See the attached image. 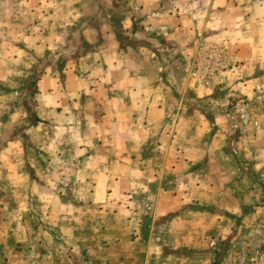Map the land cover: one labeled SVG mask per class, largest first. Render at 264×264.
Returning a JSON list of instances; mask_svg holds the SVG:
<instances>
[{"label": "rangeland", "instance_id": "374dc122", "mask_svg": "<svg viewBox=\"0 0 264 264\" xmlns=\"http://www.w3.org/2000/svg\"><path fill=\"white\" fill-rule=\"evenodd\" d=\"M132 1L0 0V218L8 226L22 222L30 232L26 243L1 246L0 264H50L53 252L60 264L70 256L76 243L58 230L63 204L72 216L78 205L89 208L85 225L93 219L97 228L110 219L124 230L128 222L135 225L131 238L150 242V264H264V0L195 1L194 9L205 14L229 3L230 27L218 24L215 31L231 32L215 38L193 29L182 60L167 26L150 25L147 60L162 67L153 84L166 96L170 123L184 112L203 115L205 130L201 124L199 131H110L118 146L104 134L94 143L82 135L88 131L81 118L63 117V108L54 116L39 104L42 78L56 73L65 80L66 66L94 49L78 21L86 19L91 31L110 15L142 26L145 17ZM177 3L163 2L169 10ZM46 41L51 51H37ZM251 50L258 54L242 56L235 62L240 72L232 73L230 53ZM207 52L223 65L214 77L195 79L192 70ZM99 178L100 199L94 200ZM39 190L63 199L48 212L34 196ZM142 250L133 254L139 259Z\"/></svg>", "mask_w": 264, "mask_h": 264}, {"label": "crops", "instance_id": "0c3cea01", "mask_svg": "<svg viewBox=\"0 0 264 264\" xmlns=\"http://www.w3.org/2000/svg\"><path fill=\"white\" fill-rule=\"evenodd\" d=\"M164 1H132V5L136 3L134 6L136 5L145 17V20L141 22L142 26L135 23V18H129L124 23L116 21L112 17L113 15H110L108 18L102 19L103 26L95 27L94 31H91V28L87 30L89 24L85 21L86 19L78 21V27L81 26V29L83 27L86 29L83 34L85 43L93 45L94 49L85 52L81 58H78L77 64L66 66L65 80H60L56 73H50L42 78L38 83L40 92L38 102L41 104L43 111L55 116L63 108L61 113L63 117L70 114L76 120L81 118L82 123L86 124V128L82 131L88 132L82 135H88L92 137L94 143L95 141L99 143L104 134L109 137L110 145L114 146H118V143L112 140L110 131H199L203 130L201 124L204 125L205 130V124L207 125L208 122H204L203 115L200 117L196 114H185L184 112L179 114L173 120V123H170L166 96L160 89L161 85L153 84L154 77H158L157 73L161 71L160 68L162 67L159 64L156 66L149 64L148 58L153 50H149L150 45L146 42V35L149 34L151 24L167 26L169 40H175L173 42V45H175L173 47L175 58L179 57L178 59L182 60V54L185 56L190 54L189 48L185 44H188L186 43L187 40H192L190 37H193L195 32L216 35L215 38L219 36L223 38L224 35L231 32L222 33L221 31L216 34L215 31L218 24L222 29L230 27V11L225 9L230 8L229 3L228 7H223V10L219 11L218 14L215 13L216 8L214 5L205 14V12L200 13L194 9L197 0H180L174 10L166 8L163 4ZM192 3L194 4L192 5ZM152 14H154L153 17ZM196 25L202 26L200 31H196ZM193 29L195 32H193ZM133 35L138 37L139 41H136ZM120 36L121 39H118ZM42 37L43 35L39 36L37 34V38L45 40ZM51 43L46 41L47 45H40V47L38 43L36 44V50L41 51L44 48L46 51H51L52 48L49 47L52 45ZM234 46L236 47V45ZM252 53V50L247 55H244L242 51L239 53L231 52V66L234 67L235 62L242 56H255V54H258L257 52ZM158 54L161 55L162 52H158ZM137 55L142 56V60H138ZM245 61L248 64L255 62L253 59ZM246 66L251 69L250 65ZM255 67H258L257 64ZM230 71L232 73L234 71L240 72L236 69V66ZM43 97L47 101H44ZM119 114L123 116L122 121H118L115 117ZM39 119H42V117L39 116ZM196 121L201 123L199 124ZM98 131H102L99 136ZM103 131L106 132L103 133ZM82 148L78 147V150L81 151ZM175 148L180 147L176 146ZM88 168L91 167L87 164L86 169ZM87 180L88 177L85 182H88ZM105 182H108L107 179ZM102 183V178L96 179L93 183L94 187L92 186V188L95 192L92 198L94 200L100 199L96 189H99ZM34 196H38L42 200L48 212L52 207V203L57 204L56 201H62L63 199L55 194H48L44 190L35 192ZM48 204L49 206H47ZM84 208L80 205L76 206L72 211L74 212L72 216L70 206L63 204L61 213H57L58 216H63L62 219L66 217L58 230L64 233L65 237L67 236L66 242L76 243L73 246L74 251L72 254L63 259L60 264H150V242L146 244L145 241L131 238V235L137 230V227H134L135 225L128 222L124 225L127 230H124V227L114 226L113 219L106 221L104 226L102 223L99 228L96 227L94 219L90 220L92 224L85 225V223H82L84 215L91 214L92 211L89 208ZM0 209H2V206H0ZM104 211L108 214L111 210ZM110 215L114 216L115 214L112 212ZM97 217H95V220ZM96 230L99 231V234L95 232ZM84 232L94 234H90L88 238L83 239ZM116 232L122 234L113 236V233ZM29 240L30 232L22 222L8 226L4 219L0 218V248L8 242L23 244ZM104 240L106 243H104ZM140 246L143 250L141 257L138 259L133 254V249ZM55 256L53 252L45 262L56 264ZM38 264H41V262H38Z\"/></svg>", "mask_w": 264, "mask_h": 264}, {"label": "built area", "instance_id": "2783aa9c", "mask_svg": "<svg viewBox=\"0 0 264 264\" xmlns=\"http://www.w3.org/2000/svg\"><path fill=\"white\" fill-rule=\"evenodd\" d=\"M209 50V49H208ZM217 57L215 53L207 52L204 53L202 62L196 65V68L192 70V77L195 79L205 78V77H214L218 74L221 66V58Z\"/></svg>", "mask_w": 264, "mask_h": 264}, {"label": "trees", "instance_id": "16d2710c", "mask_svg": "<svg viewBox=\"0 0 264 264\" xmlns=\"http://www.w3.org/2000/svg\"><path fill=\"white\" fill-rule=\"evenodd\" d=\"M88 46V45H87Z\"/></svg>", "mask_w": 264, "mask_h": 264}]
</instances>
